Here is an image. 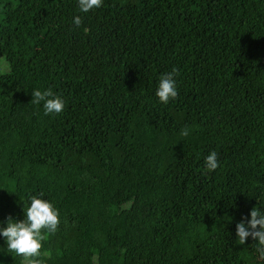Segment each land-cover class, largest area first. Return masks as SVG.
Returning <instances> with one entry per match:
<instances>
[{
	"label": "trees",
	"instance_id": "trees-1",
	"mask_svg": "<svg viewBox=\"0 0 264 264\" xmlns=\"http://www.w3.org/2000/svg\"><path fill=\"white\" fill-rule=\"evenodd\" d=\"M40 193L46 264H256L235 224L264 206V0H0V221ZM0 264H23L2 238Z\"/></svg>",
	"mask_w": 264,
	"mask_h": 264
},
{
	"label": "clouds",
	"instance_id": "clouds-1",
	"mask_svg": "<svg viewBox=\"0 0 264 264\" xmlns=\"http://www.w3.org/2000/svg\"><path fill=\"white\" fill-rule=\"evenodd\" d=\"M104 0H76L79 13H88L100 8ZM72 23L79 27L81 16L74 15ZM177 69L160 74L154 91L158 103L168 104L178 95L175 76ZM31 103L42 107L44 115H58L64 108V98L49 88L43 91L34 88L31 91ZM183 135H188L187 131ZM204 166L208 171L218 167L217 153L211 151L204 158ZM23 219L9 216L0 221V238L5 248L12 256L19 257L23 264H46L47 251L42 252L43 242L57 231L60 223L59 210L43 193L28 196L27 206L23 207ZM235 237L240 245L251 238L255 243L252 248V257L256 264H264V206L253 207L247 218H242L235 224ZM45 257V258H42Z\"/></svg>",
	"mask_w": 264,
	"mask_h": 264
}]
</instances>
